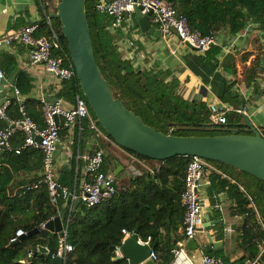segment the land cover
<instances>
[{
    "label": "trees",
    "instance_id": "16d2710c",
    "mask_svg": "<svg viewBox=\"0 0 264 264\" xmlns=\"http://www.w3.org/2000/svg\"><path fill=\"white\" fill-rule=\"evenodd\" d=\"M52 0H41L50 2ZM98 0H85V13L89 25L97 66L102 77L109 85L113 97L118 98L123 106L137 115L144 124L164 134L172 136H231L252 134L246 123L245 115L238 112L245 103L239 91L233 88L235 80H225L219 99L230 108L223 110L225 122L214 123L218 115L205 101L197 98H185L179 93V79L172 70L153 64L149 67L135 66L129 57H124L119 49L118 39L124 36L121 28L110 30L112 17L95 8ZM172 2L179 14L187 18L192 29H198L203 35H218L228 31L235 35L252 23L261 32L264 42V0H167ZM134 27H138L135 14L132 15ZM53 30L59 35L63 51L68 53L66 42L60 31V22L50 18ZM51 27L46 24V17L38 22L35 35L51 36ZM221 46L211 45L201 54V60L212 69L219 66L217 56ZM264 61V52L262 54ZM259 64L253 62L244 73L245 78L253 76L254 68ZM225 74L237 72L235 58L226 55L220 64ZM30 78L21 73L16 86L23 95L29 91ZM84 98L77 79L62 81L58 97L74 103L76 95ZM27 114L43 127L42 112L38 101H24ZM91 119L95 120L91 109ZM10 120L21 117L18 104L11 99L6 108ZM96 122V121H95ZM7 126L0 117V128ZM108 137L105 130L96 122ZM81 133L89 132V119L83 118L79 127ZM77 128V130H78ZM64 134L63 128L59 131ZM111 138V137H110ZM112 139V138H111ZM14 144H20L23 134L17 132ZM113 140V139H112ZM81 147V143L79 144ZM129 153L138 158L154 161L149 157ZM42 152L36 148H24L20 153L4 151L0 154V264H51V253L55 251L59 237L41 223L62 214L66 226V241L72 245V251L66 254V264H127L125 258L115 260L116 250L127 233H136L143 242L149 243L152 249V263L164 264L173 259L172 250L177 242L169 237L168 232L182 227L184 206L181 194L184 189V177L189 156H174L158 160L159 166L153 172H147L131 178L128 186L115 183V193L111 198L98 205L79 204L74 211V201L59 198L51 203L46 186L41 183L33 185L41 178L19 179V171L37 168L42 170ZM33 159L34 165L30 164ZM112 160L104 154L103 171L106 162ZM210 165L224 173L210 176V181L226 187L233 199L232 214L242 217L238 226V243L243 254L231 260L222 251H210L207 254L219 256L224 264H244L255 258L259 245L264 240V182L226 164L206 160ZM82 161L73 156L70 166L59 170L58 181L70 190L78 187ZM166 229L163 236L160 228ZM22 229L26 235L15 241L11 238ZM52 237V248L48 253L35 252L33 246H43ZM264 254H262V258Z\"/></svg>",
    "mask_w": 264,
    "mask_h": 264
},
{
    "label": "crops",
    "instance_id": "0c3cea01",
    "mask_svg": "<svg viewBox=\"0 0 264 264\" xmlns=\"http://www.w3.org/2000/svg\"><path fill=\"white\" fill-rule=\"evenodd\" d=\"M56 1L52 0L43 4L41 0H0V68L5 74L4 78L0 80V104L11 98L12 85H16L18 76L25 73L30 78V88L26 95L21 93L24 101H38L41 106V99L49 102L59 100L66 108L73 106L74 103L58 97L62 83L60 79L47 72L41 65L29 63V46L16 39L9 43L4 40L6 36L13 34L26 24L38 23L45 17L52 18L51 13L56 10ZM131 23H133V27L125 23L122 30L127 36L118 39V43L122 55L131 58L135 66L149 67L157 64L172 70L179 79L181 95L185 98L203 100L214 111L219 108H230L227 103L219 99V95L225 80L228 82L235 80L233 88L238 90L245 99V103L241 105L243 114L249 118L255 128L264 129V61L262 59L264 42L261 32L255 28L254 24L249 23L243 31L235 35H231L225 30L218 33L216 44L221 46V53L217 56L219 66L212 69L201 60L202 53L188 47L186 43L180 42L174 34L167 36L166 39L151 38L149 34L141 32L139 26L134 27V22ZM226 55L235 58L237 69L235 75L225 74L222 70L220 64ZM256 61L259 64L255 66L253 76L245 78L244 73ZM79 123L70 126L63 124L61 127L64 134L61 135V141L55 154L57 176L61 168L70 166L71 160L76 154V159L82 161L79 187L85 178L82 171L85 157L97 147H101L104 154H109L112 157V160L106 162L105 165L107 174L114 177L116 185L128 186L131 178L153 172V168L159 166L158 160H144L129 153L97 126L92 128L89 125V132L81 133L78 128ZM132 158L134 159L133 166L129 165ZM30 164L34 165L33 159L30 160ZM210 166L205 175L206 178L198 188L202 206L198 232L192 238L181 239L182 253L164 264H201V257L207 254L205 249L207 233L211 234L213 240L223 242L220 251L229 256L231 260L243 254L237 239L238 226L242 222V217L232 214L234 201L228 195L226 187L221 189L220 184L216 182L213 185L210 181V176L213 174H220L221 179H227V177L213 165ZM18 174L19 179L29 180L38 175L41 176L42 170L23 169ZM78 187L73 190H77ZM74 203L75 211L79 208V204L84 202L75 200ZM58 216L65 227L62 214ZM160 233L165 236L166 229L161 227ZM130 234H124V240ZM181 234L182 227H179L176 232L174 230L168 232L169 237L176 242ZM138 239L142 241L140 238ZM116 257L122 258L118 248ZM149 259L153 264L152 255ZM127 264H129L128 261ZM140 264L149 263L144 261Z\"/></svg>",
    "mask_w": 264,
    "mask_h": 264
},
{
    "label": "built area",
    "instance_id": "2783aa9c",
    "mask_svg": "<svg viewBox=\"0 0 264 264\" xmlns=\"http://www.w3.org/2000/svg\"><path fill=\"white\" fill-rule=\"evenodd\" d=\"M134 0H98L95 8L112 17L109 25L110 30L123 28L125 23L133 27ZM141 13L150 12L149 21L160 32V37L166 39L167 36L174 34L182 43L188 42L199 53H204L211 45L217 43V37L213 34L203 35L198 29H192L188 25L187 18L179 14L172 2L167 0H141ZM46 24L51 27V36L35 35L38 23H29L21 27L18 31L5 37V42L9 43L16 39L23 44L33 46L29 50V63L32 65L39 64L47 72L56 76L61 81L77 79L75 70L71 64L68 53L59 54L58 49L63 51L59 35L53 30L52 22L46 17ZM4 71L0 68V80L4 78ZM13 99L18 104L21 117L10 120L6 116V108ZM89 105L85 97L76 95L72 107L66 108L61 101L56 100L49 102L41 99V112L43 127H39L37 123L27 114V109L20 90L14 84L12 85V96L6 99L0 105V117L8 124L4 128H0V154L4 151H13L20 153L24 148H36L42 152V174L41 178L33 185L36 188L43 183L46 186L48 197L51 203H56L59 198L63 200L70 199L75 201L80 199L87 206L98 205L108 200L115 193V179L112 175L103 171L104 151L101 147H97L91 154L85 157L83 165V174L85 178L82 180L77 190L71 191L67 186L58 181L55 154L61 141L60 129L55 120V116H59L63 120V124L70 126L77 124L83 118L89 119V125L95 128L96 122L91 119ZM219 108L218 115L214 116V123H224L225 117L223 110ZM238 112L243 111L241 109ZM17 132L23 134L22 143L15 145L13 138ZM129 165H134V159H130ZM210 164L206 159L198 156H189L185 177L184 189L181 194L182 205L184 206L182 220L183 239L192 238L199 229L202 216V206L198 188L206 178V173ZM53 218V217H52ZM45 223H41L44 228ZM127 234L125 229H122ZM26 235L22 229L15 232V236L11 241H15L19 236ZM182 239V240H183ZM182 240L178 241L177 246L173 248L172 253L174 259L182 253ZM72 251V245L66 241V226L63 227V236L59 238L58 245L51 253V258L62 257L64 259L68 252ZM264 254V240L259 245V252L252 260H247L244 264H259ZM201 264H224L219 256L204 254L201 257Z\"/></svg>",
    "mask_w": 264,
    "mask_h": 264
},
{
    "label": "water",
    "instance_id": "95a60500",
    "mask_svg": "<svg viewBox=\"0 0 264 264\" xmlns=\"http://www.w3.org/2000/svg\"><path fill=\"white\" fill-rule=\"evenodd\" d=\"M134 1V14L140 31L149 34L151 38L160 37L159 30L149 21L150 12L142 14L141 0ZM84 7L85 0H57L56 10L51 13V17L60 22V31L66 42L80 90L95 116V121L116 144L154 160H166L178 155L198 156L234 167L264 182V129L255 128L246 115V123L252 132L250 135L172 136L147 126L137 115L125 108L118 98L113 97L96 63ZM186 45L193 48L188 42ZM55 120L59 126H63L61 117L55 116ZM44 228L57 233L59 238L63 236V225L58 215L49 219ZM206 237V251H220L223 242L213 240L210 233ZM51 248L52 237H49L46 245L33 246L31 252L48 253ZM118 249L129 264H140L144 261L151 264V245L140 241L136 233L130 234ZM51 264H64V259L56 257ZM259 264H264V257Z\"/></svg>",
    "mask_w": 264,
    "mask_h": 264
}]
</instances>
